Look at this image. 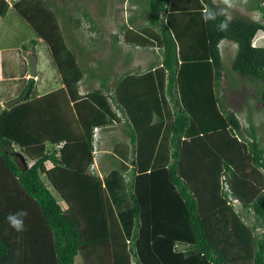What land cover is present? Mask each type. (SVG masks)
Segmentation results:
<instances>
[{
	"label": "trees",
	"instance_id": "1",
	"mask_svg": "<svg viewBox=\"0 0 264 264\" xmlns=\"http://www.w3.org/2000/svg\"><path fill=\"white\" fill-rule=\"evenodd\" d=\"M142 3L144 24L122 26V40L156 56L113 77L78 61L84 47L66 43L47 0H0L44 42L60 84L39 94L27 77L0 107V264H264V145L220 90L230 73V87L256 80L264 118V0L244 4L256 19L213 0ZM222 40L234 44L226 68ZM118 125L125 139L101 149ZM21 210L17 232L6 217Z\"/></svg>",
	"mask_w": 264,
	"mask_h": 264
},
{
	"label": "rangeland",
	"instance_id": "2",
	"mask_svg": "<svg viewBox=\"0 0 264 264\" xmlns=\"http://www.w3.org/2000/svg\"><path fill=\"white\" fill-rule=\"evenodd\" d=\"M11 1V0H10ZM49 6L54 9L60 23L66 22L65 34L66 43L76 52L77 42L80 47H84L83 52L78 55V61L84 63L91 71L99 74L104 67V60L110 63V70L113 71V77L125 69L134 70L142 69L149 60H153L156 56L155 51L150 48L141 46H128L122 40L120 24L132 19L134 24H144L145 18L142 11L144 4L142 0H47ZM140 1V2H139ZM224 5L228 15L239 13L249 18H257L258 13L249 9V0H241L239 3L234 2L232 7H228L223 0H213ZM236 1V0H235ZM247 5L244 6V4ZM82 10H85L92 17L93 25L89 27L90 22L83 17ZM79 20V24L75 23V19ZM83 22V25L80 22ZM113 22V23H112ZM91 25V24H90ZM134 25V26H138ZM113 27V30L109 31ZM76 28V31H74ZM121 28V29H120ZM34 37L32 28L26 21L10 7L5 14L0 15V55L6 61L9 70L15 71V79L9 81L7 79L0 80V107L7 100L15 97L26 84V78L20 76L23 70L30 74V67L26 54V48L30 45V39ZM220 53L223 66L229 67L234 52V44L222 40L219 43ZM36 70H39L38 78L34 79L32 92L38 93L56 88L59 85L56 72L52 69L48 61L41 62L37 56ZM81 58V59H80ZM147 58L145 61L144 59ZM47 63V64H46ZM45 65V66H43ZM6 68V67H5ZM8 76V73L6 74ZM34 76V75H33ZM234 77L232 73L228 76L224 75L221 79L220 90L223 93L225 102L232 108L243 128H247L246 115L252 117L255 123V131L258 139L264 145V118L260 115L261 102L256 97V84L254 79L239 78L235 87H230V78ZM6 78V76L4 75ZM20 77V78H19ZM245 77V76H244ZM88 80H82L79 83V90L83 91L85 83ZM93 81L90 78V82ZM255 82V83H254ZM96 85L95 83H92ZM263 118V119H262ZM121 125L117 128L109 129L106 132L105 140L101 144V149H107L111 144V136L120 137ZM48 148V145H46ZM28 162V161H27ZM107 164H101L98 171H104ZM42 180L46 179L41 175ZM50 188V186H48ZM50 191L57 197L54 190ZM246 219L249 220L248 216ZM74 264H81L80 257L74 258Z\"/></svg>",
	"mask_w": 264,
	"mask_h": 264
},
{
	"label": "crops",
	"instance_id": "3",
	"mask_svg": "<svg viewBox=\"0 0 264 264\" xmlns=\"http://www.w3.org/2000/svg\"><path fill=\"white\" fill-rule=\"evenodd\" d=\"M245 6V5H244ZM250 10H252V9H250ZM253 11V10H252ZM133 20L132 19H129L128 21H125V24H123V23H121L120 24V27L122 28V26H134V25H138V24H134V22H132ZM113 23V22H112ZM79 24V23H78ZM80 24L81 25H83V22L81 21L80 22ZM92 25V24H91ZM91 25H89V27L91 26ZM120 28V29H121ZM111 30H113V27H111L110 28V30L109 31H111ZM74 31H76V28H74ZM33 39V42H31L30 41V45L31 46H29L28 48H26V54H28V53H33V56H34V59H35V63H34V73H33V75L32 76H30L29 74H28V71H24L23 70V68H22V70H21V72H20V76H22V77H24V78H27V77H32V78H34V79H37L38 78V73H39V70H36V66H37V61H38V58H37V56H39V58H40V61L41 62H44L45 60L46 61H48L47 63H49V64H51V60H50V57H49V54H48V51H47V48H46V46H45V44H44V42L39 38V37H37L35 34H34V37L32 38ZM224 41V40H223ZM231 43V42H230ZM233 44V43H232ZM79 45V47H80V42L79 43H77V46ZM145 61L147 60V58H145L144 59ZM46 63V64H47ZM2 64V65H1ZM4 64H6V61L4 60V58H2L1 57V55H0V80L1 79H7V80H9V81H11V80H13V79H15V77H16V75H15V71L14 70H9V67L7 66V65H4ZM52 65V64H51ZM43 66H45V65H43ZM6 67V68H5ZM109 67H110V63L108 62V60H104V69H103V71H106V70H108L109 69ZM52 69L55 71V69H54V67L52 66ZM8 73V76L6 75ZM4 75L6 76V78L4 77ZM20 78V77H19ZM92 79V78H91ZM87 82H90V81H87ZM93 81H91L90 83H92ZM60 85V84H59ZM58 85V86H59ZM58 86H56V88L58 87ZM55 89V88H54ZM86 89V85L84 86V90ZM51 90V89H50ZM47 91H49V90H46V91H42V92H39L38 91V93L39 94H43V93H45V92H47ZM119 139H125L124 138V136H123V134H122V132H121V135H120V137H118ZM60 144L61 143H56V144H54L53 145V147L54 148H56V147H58V146H60ZM46 145H48V148H49V144H46ZM14 148L15 149H17L18 150V146H16V145H14ZM104 150V149H103ZM102 158V157H101ZM100 158V159H101ZM27 163H29V160H28V162ZM45 164V167H49L50 165H51V163L49 162V161H47V162H45L44 163ZM99 172H101V171H99ZM44 176V175H43ZM46 179V178H45ZM46 182L47 183H45L46 184V186L48 187V186H50V188L49 189H53V187H52V185L49 183V181L46 179ZM54 190V189H53ZM55 192V191H54ZM56 193V192H55ZM61 201V200H60ZM61 203V205L64 207V203L61 201L60 202Z\"/></svg>",
	"mask_w": 264,
	"mask_h": 264
},
{
	"label": "clouds",
	"instance_id": "4",
	"mask_svg": "<svg viewBox=\"0 0 264 264\" xmlns=\"http://www.w3.org/2000/svg\"><path fill=\"white\" fill-rule=\"evenodd\" d=\"M234 2L235 0H223V3L227 5L228 7H232L234 5ZM244 2H246V0H244ZM215 18H216L215 13H213L207 7H205L204 12H203V19L205 21H208V20H215ZM227 28H228V23L226 21L221 22V24L219 25V30L221 31H226ZM26 215H27V212L24 210H21L17 213L9 214L6 217V221L8 222L9 226L13 228L15 231L21 232L24 230V217Z\"/></svg>",
	"mask_w": 264,
	"mask_h": 264
},
{
	"label": "water",
	"instance_id": "5",
	"mask_svg": "<svg viewBox=\"0 0 264 264\" xmlns=\"http://www.w3.org/2000/svg\"><path fill=\"white\" fill-rule=\"evenodd\" d=\"M27 58H28V63H29V67H30V74L33 75V73H34V63H35V59H34L33 53H31V52L28 53L27 54ZM26 92H27V89H25L21 94L11 98L10 100H7L4 103V107H8L11 104L21 100L25 96Z\"/></svg>",
	"mask_w": 264,
	"mask_h": 264
},
{
	"label": "built area",
	"instance_id": "6",
	"mask_svg": "<svg viewBox=\"0 0 264 264\" xmlns=\"http://www.w3.org/2000/svg\"><path fill=\"white\" fill-rule=\"evenodd\" d=\"M93 135H94V138H95V137H96V134L94 133ZM93 148H95L94 145H93ZM93 166H94V165L91 163V164H90V167H93ZM224 183H225V182H224ZM223 185L226 186L227 184L225 183V184H223ZM231 200H232V202H235L236 199H235V198H231Z\"/></svg>",
	"mask_w": 264,
	"mask_h": 264
}]
</instances>
